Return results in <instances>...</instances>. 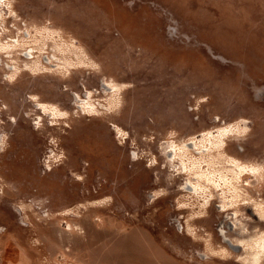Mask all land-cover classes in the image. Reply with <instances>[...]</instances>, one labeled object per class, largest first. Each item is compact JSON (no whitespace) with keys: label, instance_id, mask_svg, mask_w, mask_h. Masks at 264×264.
Masks as SVG:
<instances>
[{"label":"rangeland","instance_id":"374dc122","mask_svg":"<svg viewBox=\"0 0 264 264\" xmlns=\"http://www.w3.org/2000/svg\"><path fill=\"white\" fill-rule=\"evenodd\" d=\"M263 171L264 0H0V264L253 262Z\"/></svg>","mask_w":264,"mask_h":264},{"label":"bare ground","instance_id":"6f19581e","mask_svg":"<svg viewBox=\"0 0 264 264\" xmlns=\"http://www.w3.org/2000/svg\"><path fill=\"white\" fill-rule=\"evenodd\" d=\"M37 105H39L38 108H40L41 110H43V111H46L47 110V108H46V106H45L44 103L38 102ZM224 132L225 133H222L218 137H212L213 135H210V137H211V139L209 140V141H211L210 146H202V147L198 148V144L196 143V141H189V142H187L185 144L186 145L185 148L187 149V151L189 153H192V151H194V150H198L199 153H202V152H206V151H211L213 147H217L218 145H220V146L223 147L224 145H227V143L225 142V135L226 134H229V131L224 130ZM229 157H230L231 161L233 162L232 165L233 166H236V168H237V173H236V175H237L236 178L237 179H239L240 176H242V175H244L246 173L258 174L260 172V170H261L258 166H254V165H248L247 166L245 164H241L239 162V160H237L236 158H233L231 156H229ZM193 166L194 167H196V166L198 167L199 165L198 164L197 165L194 164ZM197 174H199V172H197ZM199 175H200V177H202V176L203 177H206V179L209 182H212L213 184H215V186H219V184H220L219 182L220 181L227 182L226 176H219V181L217 182L216 180H214L213 178L210 177V173H209V176H207V175L204 176L203 173L202 174H199ZM199 187L200 186L198 184L195 185V186L193 185L192 187L191 186H188V188L194 189L196 191L198 190ZM256 204H255V206L258 208L259 211H257V210L254 211V215H256V217L258 219L264 220V209H262V208H264V203L260 201V202H257ZM227 211H228V209H223V212H227ZM226 239L228 241H230L228 238H226ZM240 242H242V241H240ZM231 244H233V243H231ZM233 245H234V247L240 248L242 251L243 250L244 251L250 250L251 252L254 249V247H256L258 250H257V252H256V254L254 256V261L251 262L248 259H246L245 257L244 258L242 257L241 260L243 261V263L241 262V264H260L261 257L264 255V239H261V241L260 240L257 241L254 244V246H250L249 244H246V243H243V242L242 243H238V244H235L234 243Z\"/></svg>","mask_w":264,"mask_h":264},{"label":"water","instance_id":"95a60500","mask_svg":"<svg viewBox=\"0 0 264 264\" xmlns=\"http://www.w3.org/2000/svg\"><path fill=\"white\" fill-rule=\"evenodd\" d=\"M234 249V248H233Z\"/></svg>","mask_w":264,"mask_h":264}]
</instances>
